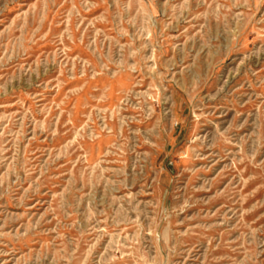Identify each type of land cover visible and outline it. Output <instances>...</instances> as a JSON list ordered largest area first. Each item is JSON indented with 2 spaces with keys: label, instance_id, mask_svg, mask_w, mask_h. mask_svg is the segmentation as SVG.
<instances>
[{
  "label": "rangeland",
  "instance_id": "obj_1",
  "mask_svg": "<svg viewBox=\"0 0 264 264\" xmlns=\"http://www.w3.org/2000/svg\"><path fill=\"white\" fill-rule=\"evenodd\" d=\"M0 264H264V0H0Z\"/></svg>",
  "mask_w": 264,
  "mask_h": 264
}]
</instances>
